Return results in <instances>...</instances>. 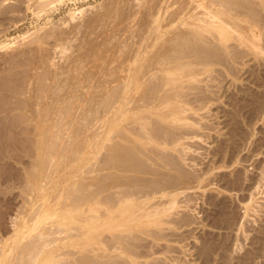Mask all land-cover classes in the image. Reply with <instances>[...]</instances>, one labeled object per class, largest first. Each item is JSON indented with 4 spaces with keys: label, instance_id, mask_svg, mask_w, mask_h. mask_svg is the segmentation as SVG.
Segmentation results:
<instances>
[{
    "label": "bare ground",
    "instance_id": "6f19581e",
    "mask_svg": "<svg viewBox=\"0 0 264 264\" xmlns=\"http://www.w3.org/2000/svg\"><path fill=\"white\" fill-rule=\"evenodd\" d=\"M7 1L0 0V17L15 9ZM101 4L85 20L70 15L63 27L31 31L23 41L32 46L5 59L0 157L22 142L31 160L17 183L9 178L18 189L14 205L0 203V264H104L99 249L116 250L140 223L158 221L162 209L146 205L155 196L169 197L164 213L176 207L171 187L195 177L164 153L178 143L185 118L174 91L216 66L227 41L246 43L264 25L254 8L264 9V0ZM112 239L116 248L106 246Z\"/></svg>",
    "mask_w": 264,
    "mask_h": 264
},
{
    "label": "rangeland",
    "instance_id": "374dc122",
    "mask_svg": "<svg viewBox=\"0 0 264 264\" xmlns=\"http://www.w3.org/2000/svg\"><path fill=\"white\" fill-rule=\"evenodd\" d=\"M10 1L16 4L15 9L0 17V72L5 70L9 55L15 54L16 49L22 51L32 46L25 44L26 34L40 28L42 31L35 34L63 27L71 21L70 15L85 20L89 17L86 14L93 15L92 9L97 14L96 10L103 6L101 3H106V0H53L46 7L38 8L35 5L38 0L7 2ZM254 8L258 14L263 13L257 15L261 22L264 9L257 4ZM79 10L84 12L78 14ZM263 28L264 25L256 27L252 41L243 43L246 40L240 39L243 41L239 40L240 43L237 38L238 42L235 38L227 41L229 47L221 49L224 52L220 50L223 55H219L216 66H209L204 74L197 75L198 80L194 77L195 82L184 80L186 83L174 88H180L174 93L186 119L181 125L178 123L180 127L183 125L178 130V143L174 141L170 144L172 149L168 146L170 150L165 149L164 153L171 156L178 172L195 178L189 184L174 183L173 192L169 189L171 194L178 193L174 195L176 207L167 212L163 208L169 207L168 196L157 195L146 204L148 210L162 209L156 217L158 221L153 218L140 223V229L133 231L122 245L113 239L107 240V247L118 248L99 249V254H104L107 260L104 264H264ZM58 49L55 53L59 55ZM55 53L56 58H61ZM1 115L7 119L4 113ZM9 149V157L1 156L0 164L11 175L7 180L12 178L17 183V176L31 160V150L22 142L10 144ZM164 166L167 170L166 166L169 169L170 165ZM0 179V203L4 199L7 205H14V196L18 193L16 183L15 189L10 179L9 182ZM102 234L110 235L106 231ZM114 242L116 247L112 246Z\"/></svg>",
    "mask_w": 264,
    "mask_h": 264
}]
</instances>
